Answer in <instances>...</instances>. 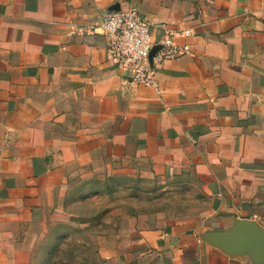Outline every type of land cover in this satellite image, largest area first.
<instances>
[{
    "label": "crops",
    "instance_id": "crops-1",
    "mask_svg": "<svg viewBox=\"0 0 264 264\" xmlns=\"http://www.w3.org/2000/svg\"><path fill=\"white\" fill-rule=\"evenodd\" d=\"M116 4L187 49L154 87L129 85L88 30ZM106 174L207 203L120 220L97 236L100 264H264V0H0V233L35 239L75 179Z\"/></svg>",
    "mask_w": 264,
    "mask_h": 264
},
{
    "label": "rangeland",
    "instance_id": "rangeland-1",
    "mask_svg": "<svg viewBox=\"0 0 264 264\" xmlns=\"http://www.w3.org/2000/svg\"><path fill=\"white\" fill-rule=\"evenodd\" d=\"M190 190L107 174L75 179L64 210L37 229L35 239L22 241L5 237V230L0 233V264H100L97 236L120 220L163 222L200 213L205 196Z\"/></svg>",
    "mask_w": 264,
    "mask_h": 264
},
{
    "label": "built area",
    "instance_id": "built-area-1",
    "mask_svg": "<svg viewBox=\"0 0 264 264\" xmlns=\"http://www.w3.org/2000/svg\"><path fill=\"white\" fill-rule=\"evenodd\" d=\"M157 26L162 36L155 39L151 21L136 8L118 4L100 10L88 30L106 38L108 57L117 69L130 74L129 85L154 87L159 63L187 52L175 46V33L165 23ZM182 34L187 36L192 31L184 29Z\"/></svg>",
    "mask_w": 264,
    "mask_h": 264
},
{
    "label": "water",
    "instance_id": "water-1",
    "mask_svg": "<svg viewBox=\"0 0 264 264\" xmlns=\"http://www.w3.org/2000/svg\"><path fill=\"white\" fill-rule=\"evenodd\" d=\"M118 4H116L115 6H117Z\"/></svg>",
    "mask_w": 264,
    "mask_h": 264
}]
</instances>
